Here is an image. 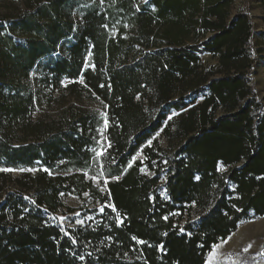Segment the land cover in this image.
<instances>
[{"label": "trees", "instance_id": "1", "mask_svg": "<svg viewBox=\"0 0 264 264\" xmlns=\"http://www.w3.org/2000/svg\"><path fill=\"white\" fill-rule=\"evenodd\" d=\"M201 2L152 0L156 14L135 12L145 35L170 11L187 9L192 18L200 15L201 31L213 35L192 46L170 42L173 49L144 54L136 66L120 70L115 63L125 54L123 42L109 38L105 29L111 25L110 6L100 12L94 2L76 22L77 0H38L5 34L0 26V115L14 123L34 107L36 93L27 81L36 69L56 86L64 79L83 78L107 103L111 142L109 154L97 159V129L104 119L82 113L38 146L0 145L8 165L32 166L41 160L54 169L65 161L59 168L65 172L101 168L108 180L101 181L104 191L86 181L85 174L53 177L41 171L26 175L25 182L18 180L30 196L9 193L0 199V264H205L212 247L251 212L264 215V105L253 83L259 53L254 24L246 7L228 21L231 0ZM205 52L218 55L223 77L210 81L213 71L205 72L200 63ZM90 53L95 70L85 69ZM181 85L182 92L206 86L209 94L178 118L175 133L182 136V146L160 160L167 167L165 199L160 175H145L143 164L131 160L162 129L168 117L163 106L178 109L171 100ZM221 166L228 170L221 172ZM86 193L81 211L93 219L63 225L61 218L71 219L76 212L67 208L60 213L63 197ZM193 208L201 212L200 222L181 226L185 212Z\"/></svg>", "mask_w": 264, "mask_h": 264}, {"label": "rangeland", "instance_id": "2", "mask_svg": "<svg viewBox=\"0 0 264 264\" xmlns=\"http://www.w3.org/2000/svg\"><path fill=\"white\" fill-rule=\"evenodd\" d=\"M77 1L81 5L75 13L76 22H81L84 14L82 10L94 5V2H97L100 6V12L107 11L106 7L110 6L112 10V15H109L111 25L105 26V29L109 38L122 40V52L125 53L116 60L115 67L118 70L126 66H136L144 54H161L173 49L169 45L170 42L181 47L182 45L192 46L207 41L213 35L211 31L205 33L201 31L200 15L192 18L191 10L188 9L183 13L182 11L180 13L170 11L166 20L160 24L156 22L152 27L153 31L145 35L141 32L142 22L137 15L143 13L156 14L158 8L152 3V0ZM205 3L206 0H202L201 5L203 6ZM37 5L38 0H0V26L4 30L3 34L17 18L32 11ZM245 7L248 9L254 24V42L257 44L256 50L259 51L253 83L258 99L264 105V0H231V4L227 9L228 21H231ZM11 36L19 42L25 40L22 36ZM58 56L59 53L53 55L54 58ZM93 58V53H90L86 60V70L96 69ZM200 60L205 72L213 71L210 81L223 77V73L219 72L218 55L205 52L200 54ZM103 74L105 78H110V73L106 69H103ZM27 83L32 91L36 93L35 105L27 115L18 118L14 123H10L7 116L0 115V145L8 144L10 149L38 146L46 138H51L57 134L58 129L73 116L82 113H97L104 119V123L103 126L97 129L95 157L99 159L109 154L111 142L107 137V130L110 125L107 120V103L86 84L83 78L78 80L64 79L60 86H56L47 83L42 70L36 69L30 75ZM208 92L206 86L200 87L197 91L190 88L188 91L182 92L181 85L174 99L171 100V104H179L178 109L172 106H163L168 111L166 112L168 117L164 121L162 129L132 157L131 164L140 161L143 164L141 172L145 175L150 177L160 175V191L165 199H168L164 187L167 178V167L166 161L160 165V160L168 154L173 155L182 146V136L175 133L178 118L188 109L200 105L208 96ZM182 97L184 106H182ZM140 99L138 95L136 100L140 101ZM11 124H13V129L10 128ZM147 151L149 155L146 153ZM150 156L152 157L151 161ZM149 161L150 165L147 164ZM64 164L65 161H60L54 169L47 168L41 160L35 161L32 166L8 165L6 159L0 155V169H9V171H0V175H3L4 178V181H0L2 188L0 199L9 193L18 194L23 192L26 196H30L29 192L19 186L18 180L25 182L27 181L24 178L26 175L35 176L41 171L48 172L53 177L85 174L86 181L92 180L94 186H99L102 191L105 190V187L101 184L103 179L101 168L94 169V172L88 170L65 172L59 169ZM227 170L228 168L220 167L221 172ZM103 180L105 184L108 182L107 179ZM229 188L234 192L236 186L231 184ZM82 198L74 194L63 197L60 213L66 212L67 208L76 210L71 219L61 218L63 225L71 227L84 225L93 219V215L86 214V210L81 211L85 206L84 199L88 198V193L84 194ZM89 209L93 208L90 207ZM45 214L52 218L51 215ZM180 214V211L175 213L176 216H180ZM200 214L201 212L197 208H193L191 212H185L184 219L180 223L181 226H184L188 221L197 225L200 222ZM246 248L247 251H245ZM205 264H264V215L258 216L251 212L249 218L240 222L231 235L212 247Z\"/></svg>", "mask_w": 264, "mask_h": 264}, {"label": "snow or ice", "instance_id": "3", "mask_svg": "<svg viewBox=\"0 0 264 264\" xmlns=\"http://www.w3.org/2000/svg\"><path fill=\"white\" fill-rule=\"evenodd\" d=\"M0 171H9V169H0ZM140 243H144L143 241H139ZM226 242V241H225ZM249 247H251V245H249ZM248 249L246 248L245 251H247Z\"/></svg>", "mask_w": 264, "mask_h": 264}]
</instances>
